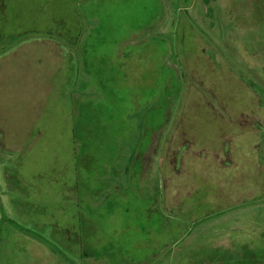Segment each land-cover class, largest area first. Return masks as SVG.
Here are the masks:
<instances>
[{"label": "rangeland", "instance_id": "1", "mask_svg": "<svg viewBox=\"0 0 264 264\" xmlns=\"http://www.w3.org/2000/svg\"><path fill=\"white\" fill-rule=\"evenodd\" d=\"M61 240L264 264V0H0V259Z\"/></svg>", "mask_w": 264, "mask_h": 264}, {"label": "crops", "instance_id": "2", "mask_svg": "<svg viewBox=\"0 0 264 264\" xmlns=\"http://www.w3.org/2000/svg\"><path fill=\"white\" fill-rule=\"evenodd\" d=\"M62 242L63 241L61 240V243L55 250L47 251L45 248H41V250H43L42 258L22 259L17 261L0 259V264H76V261L69 260L67 255L64 254V252L62 253V250H67L66 245L63 248Z\"/></svg>", "mask_w": 264, "mask_h": 264}]
</instances>
